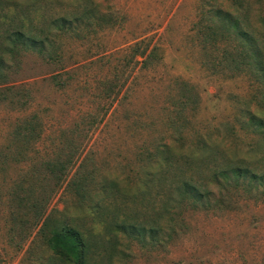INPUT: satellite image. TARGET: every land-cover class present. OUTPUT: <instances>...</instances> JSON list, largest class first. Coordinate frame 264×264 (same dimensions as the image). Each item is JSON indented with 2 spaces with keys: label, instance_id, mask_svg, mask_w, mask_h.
<instances>
[{
  "label": "rangeland",
  "instance_id": "rangeland-1",
  "mask_svg": "<svg viewBox=\"0 0 264 264\" xmlns=\"http://www.w3.org/2000/svg\"><path fill=\"white\" fill-rule=\"evenodd\" d=\"M91 1L93 15L76 23L74 32L58 36L55 61L29 52L9 60L7 82L0 83V264H38L50 253L38 234L41 223L31 228L29 202L18 203V195L32 194V200L45 193L46 215L75 219L105 238L103 224L86 217L81 204L94 202L91 195L103 177L118 178L121 187L134 191L139 150L167 141L174 132L168 126L172 119L187 149L197 155L202 151L194 146L201 139L228 157L252 152L260 141L240 125L247 111H261L264 84L250 72L232 75L218 67L217 54L207 62L194 27L206 0ZM53 5L55 12L75 6L73 0ZM186 95L195 103L182 106ZM180 107L184 111L178 113ZM30 116L40 124L39 135L15 141L11 133ZM59 159L64 171L54 165ZM91 171L95 178L82 198L75 183ZM212 192L208 208L183 210L185 227L166 248L148 251L134 242L129 249L121 238L116 250L131 253L116 254L114 264H264V194L226 188L227 201L217 204V188ZM113 197V207L101 219L118 214L122 204L118 209L115 204L121 201L123 210L139 207L132 198ZM30 229L17 245L15 232ZM101 249L99 244L96 250Z\"/></svg>",
  "mask_w": 264,
  "mask_h": 264
},
{
  "label": "trees",
  "instance_id": "trees-1",
  "mask_svg": "<svg viewBox=\"0 0 264 264\" xmlns=\"http://www.w3.org/2000/svg\"><path fill=\"white\" fill-rule=\"evenodd\" d=\"M57 1L0 0V83L7 82L4 73L10 66L9 60L15 61L22 55L36 52L55 61L59 57L58 36L74 32L76 23L93 15L91 0H73V9L55 12L53 3ZM194 27L198 45L207 52V62L217 54L218 67L222 66L232 75L250 72L255 80L264 84V0H206L199 8ZM147 47L137 53L144 55ZM154 50L152 48L146 56V61ZM28 101L26 96L22 104ZM188 103H195L194 98L183 96L180 104ZM182 111L184 109L180 107L178 113ZM246 114L240 127H248V131L260 139L252 152L228 157L214 143L201 139L194 148L202 154L192 153L181 140L180 130L172 119L168 126L174 132L167 141L155 142L139 150L138 184L134 191L121 187L118 178L103 177L91 195L94 202L81 204L80 210L86 217L103 224L107 232L105 238L84 229L75 219L57 221L51 211L46 215L49 196L45 193L32 200V194L18 195V203L29 202L32 213L29 225L33 229L41 223L38 234L50 251L36 262L114 264L116 254L127 258L131 253L116 250L121 238L127 240L125 248L129 249L134 242L138 248L148 251L166 248L185 227L183 210L211 206L209 194H213V186L218 190L219 197L214 201L217 204L227 201L226 188L252 193L255 197L264 194V105L260 112L247 111ZM39 128L40 124L30 116L17 124L11 135L15 141L27 142L30 137L39 135ZM83 164L82 161L79 168ZM54 165L60 171L66 168L61 159ZM94 178L92 171L82 174L75 183L76 193L85 198L89 182ZM20 189L23 188L20 186ZM117 195L124 200H136L139 207L134 212L128 207L123 210L125 203L121 201L115 204L117 209L122 204L118 214L110 220L101 219L107 208L113 207L109 199ZM105 199L109 203H104ZM30 233L31 229L25 234L16 231L12 239L19 235L17 245L21 246ZM99 244L102 249L96 250Z\"/></svg>",
  "mask_w": 264,
  "mask_h": 264
}]
</instances>
